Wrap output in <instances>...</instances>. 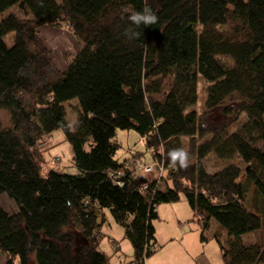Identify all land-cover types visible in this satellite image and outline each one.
<instances>
[{
	"label": "trees",
	"instance_id": "obj_1",
	"mask_svg": "<svg viewBox=\"0 0 264 264\" xmlns=\"http://www.w3.org/2000/svg\"><path fill=\"white\" fill-rule=\"evenodd\" d=\"M144 4L0 0V15L15 5L23 15L0 21V112L9 115L7 125L0 118V197L16 206L8 213L0 205L5 264H30L31 255L37 264H111L100 249L105 210L124 229L137 264L157 251V208L177 193L201 224L202 242L217 223L224 264H264V150L257 146L264 141V0H147L158 21L137 27L123 9ZM47 25L66 27L81 44L64 69L41 37ZM199 76L208 83L206 114L197 110ZM72 99L79 110L69 122L64 104ZM235 108L245 115L236 128L205 126L214 110L231 118ZM118 129L135 130L148 163H163L158 187L151 181L138 190L146 179L131 163L146 152L116 159ZM56 130L71 145L76 174H41L43 146ZM175 147L189 152L186 169L167 159ZM210 154L240 159L245 170L230 163L209 173L203 160ZM118 171L122 186L111 178ZM247 234H254L248 243Z\"/></svg>",
	"mask_w": 264,
	"mask_h": 264
},
{
	"label": "rangeland",
	"instance_id": "obj_2",
	"mask_svg": "<svg viewBox=\"0 0 264 264\" xmlns=\"http://www.w3.org/2000/svg\"><path fill=\"white\" fill-rule=\"evenodd\" d=\"M60 1V0H58ZM8 14H15L19 17H23L20 9L17 5L12 6L9 10H7L5 13L0 15V21L3 17H5ZM40 34L43 39L44 44L48 48V50L51 52V56L53 58L54 63L56 66L60 69H64L66 65L68 64L69 60L76 55V53L81 48V44L78 42V40L70 33V31L66 27L62 28H55L51 26H44L40 29ZM4 40L8 46H12L14 43L13 39V33H9L4 37ZM208 83L205 82V80L199 76L198 77V103H197V110L200 114H206L205 108H204V102L206 98V89H207ZM234 99H237V96H234ZM66 108V117L69 122H74L77 119L78 116V110H79V103L76 99H72L64 104ZM224 109H217L214 110L210 116L208 117L206 115L205 117V126L206 127H212L215 126L217 123H223L224 125L228 126L230 129H234L238 126V123L244 120V114L242 112H237V108H235V111L232 114L231 118H225L223 115ZM0 118L4 125L9 124V115L6 111L0 112ZM203 119V118H202ZM115 139L121 144L119 150L116 153V159L122 160L125 158L128 154H131L132 152H146L148 151L146 149V144L140 137V135L135 130H122L118 129L116 131ZM182 141L184 145L188 146V138H182ZM257 146L264 150V141H259L257 143ZM43 156L45 159V163L43 164V168L41 171L42 175H46L49 171L54 170L59 173H69V174H76L77 169L73 163V151L71 148V145L69 142L66 141L62 131L56 130L47 138V141L45 145L43 146ZM147 155V156H146ZM146 155H143L145 160H139L138 158L135 159L141 166H144L148 161L150 160L149 152H146ZM133 160V161H135ZM203 163L209 173H216L226 165H229L230 163L235 164L239 166L242 170H245V164L240 160L236 159L234 161L228 162L224 160H219L214 154H210L207 156ZM145 175V174H144ZM163 187V185H161ZM253 185L248 186L247 190V200L252 199L254 196V189ZM163 189V188H162ZM0 205L8 212L12 213L16 210V206L14 201L7 198L6 195H2L0 197ZM161 206V211L164 213V215L171 218V216L174 214L172 209L176 208H182L184 212L192 215V210L189 207L188 202L186 201L183 194L177 193L174 194V200L172 202L168 203H162L158 207ZM158 210V208H157ZM182 210V211H183ZM105 215L107 216L106 221L103 226V230L106 231L108 235L109 232L108 229H110V226L112 229V237H116L117 239H122L124 234V229L115 223L113 220V217L109 210H105ZM176 213V211H175ZM178 213V209H177ZM159 222V219L154 221V226H157ZM172 224L170 223V226ZM164 227H168V225H164ZM218 225L215 221H212L210 224V228L208 231H206L207 236V242H202L199 238L197 239V248L199 251V262L201 264H204V262H208L211 264H222L221 263V257H220V249L217 244V242L212 239V234L215 231H217ZM219 232V230L217 231ZM111 236V235H110ZM254 234H247L243 236V240L248 243L251 240H253ZM127 242V241H124ZM122 249L121 251L116 253L115 258H119L121 253L125 252V249L127 248V243H122ZM212 246H214L212 248ZM168 246H165L167 248ZM170 248V247H169ZM100 249L102 251H105L108 255H114V252L116 249L113 248V243L110 241V238L105 237L101 241ZM133 255V253H132ZM132 255L130 257L132 258ZM113 263H115V259L112 260ZM217 262V263H216ZM149 263V262H148ZM15 264H20L19 260L17 259L15 261ZM30 264H37L35 260V256L31 255L30 257Z\"/></svg>",
	"mask_w": 264,
	"mask_h": 264
},
{
	"label": "crops",
	"instance_id": "obj_3",
	"mask_svg": "<svg viewBox=\"0 0 264 264\" xmlns=\"http://www.w3.org/2000/svg\"><path fill=\"white\" fill-rule=\"evenodd\" d=\"M160 208L161 206L158 207L157 210L159 222L157 226H155V244L158 249L148 259L149 264H201L198 259L200 254L196 246V241L199 238V235H201L203 232V229L201 224L192 220L193 213L191 215L184 212L182 208H176V210L172 209L174 214L170 218L164 215ZM105 217L107 218V216ZM170 223L172 224L171 226ZM164 225H168V227H164ZM103 229L104 228L102 227L101 231L104 233L105 237L110 238V241L113 243V248L116 249L114 255H109L111 264H131L130 254L132 252V248L129 242L125 239L124 234L122 239H117L116 237H112L113 235L111 232L113 228L111 226L107 231L111 236L108 235ZM217 231L214 230L212 234V239L214 240V234ZM122 243H127L128 249L124 248L125 252L121 253L117 259L115 258V255L117 252L121 251ZM165 246L168 247L165 248ZM213 247L214 246H212V248ZM219 253L221 257V263L224 264L221 252ZM113 259H115V263L112 262ZM0 264H5V256L1 253ZM204 264L211 263L208 261L204 262Z\"/></svg>",
	"mask_w": 264,
	"mask_h": 264
},
{
	"label": "clouds",
	"instance_id": "obj_4",
	"mask_svg": "<svg viewBox=\"0 0 264 264\" xmlns=\"http://www.w3.org/2000/svg\"><path fill=\"white\" fill-rule=\"evenodd\" d=\"M123 11L128 14V20L137 27L140 25L152 26L158 21L157 15L147 4V0H145L144 7L140 11L128 8L123 9ZM166 155L173 167L178 165L180 168L186 169L190 164L189 152L184 147L171 148L167 151Z\"/></svg>",
	"mask_w": 264,
	"mask_h": 264
},
{
	"label": "built area",
	"instance_id": "obj_5",
	"mask_svg": "<svg viewBox=\"0 0 264 264\" xmlns=\"http://www.w3.org/2000/svg\"><path fill=\"white\" fill-rule=\"evenodd\" d=\"M131 168L135 170L136 176L138 178L146 179V181L142 182L138 187V190L140 192L148 190L151 181H157V185L155 187H158L159 180L161 179L165 171L163 163L161 164L159 162L146 163L144 166H141L135 160L132 161ZM123 176H125L124 171H118L116 173L111 174L112 181L120 186L123 185ZM130 255H132V252ZM137 264H148V258L144 256L141 261H138Z\"/></svg>",
	"mask_w": 264,
	"mask_h": 264
},
{
	"label": "bare ground",
	"instance_id": "obj_6",
	"mask_svg": "<svg viewBox=\"0 0 264 264\" xmlns=\"http://www.w3.org/2000/svg\"><path fill=\"white\" fill-rule=\"evenodd\" d=\"M143 193V192H142Z\"/></svg>",
	"mask_w": 264,
	"mask_h": 264
}]
</instances>
